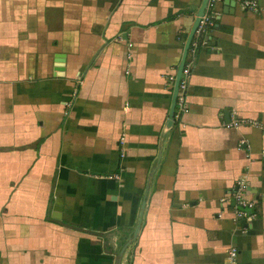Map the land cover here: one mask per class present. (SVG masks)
<instances>
[{"label":"crops","instance_id":"1","mask_svg":"<svg viewBox=\"0 0 264 264\" xmlns=\"http://www.w3.org/2000/svg\"><path fill=\"white\" fill-rule=\"evenodd\" d=\"M201 1L0 0V264H264V0L215 4L167 124Z\"/></svg>","mask_w":264,"mask_h":264},{"label":"built area","instance_id":"2","mask_svg":"<svg viewBox=\"0 0 264 264\" xmlns=\"http://www.w3.org/2000/svg\"><path fill=\"white\" fill-rule=\"evenodd\" d=\"M219 0H208L205 10L203 11L202 16L199 19V23L195 29L196 37L202 36L205 34L213 25L214 21L217 18V13L214 10L215 4ZM238 2L242 10L251 9L256 11V6L254 3L246 0H234ZM195 47V43L192 46ZM192 48V49H193ZM193 51V50H192ZM190 75V64L184 63L181 77L178 84V90L176 95V115L177 118L179 115L184 114L188 111L187 106V99H186V89H187V79ZM169 81H174V76L169 77ZM250 124L252 126H256L257 123L254 121H237L233 120L226 124L228 128L237 129L241 124ZM244 141H240L239 147H243ZM109 178L117 179L118 175L109 176ZM249 189L246 181V175L242 174L239 178L236 179L234 185L232 187L231 192L228 196H224L219 199V203L221 209L216 214L217 218H222V214L225 210L230 212L231 214V221L233 223H241L245 221H250L254 215L250 214V210H252L255 206V201L252 198H248ZM224 207V209H223ZM224 264H238V252L235 248H231L228 253L227 257L224 261Z\"/></svg>","mask_w":264,"mask_h":264},{"label":"water","instance_id":"3","mask_svg":"<svg viewBox=\"0 0 264 264\" xmlns=\"http://www.w3.org/2000/svg\"><path fill=\"white\" fill-rule=\"evenodd\" d=\"M207 1L208 0H202L201 1V5H200V7H199V9L197 11L194 23H193V25L191 27V30H190L189 34L187 35V38H186V42H185V45H184L181 61H180V64H179L177 72H176V78H175L174 87H173L172 100H171V105H170L169 114H168V120H167V124H169V126L172 125V120H173L172 117H173V111H174V106H175V99H176V95H177V89H178L179 80H180L182 69H183V66H184L186 51H187L188 45L190 43V40L192 38V35H193V33H194L198 23H199V19H200V17L203 14V10L206 7ZM224 3L226 5H228V7L231 8L230 12L232 13L233 10H234L235 1L234 0H224ZM137 232H138L137 229H135L134 236L136 235ZM126 245H127V243H126Z\"/></svg>","mask_w":264,"mask_h":264}]
</instances>
